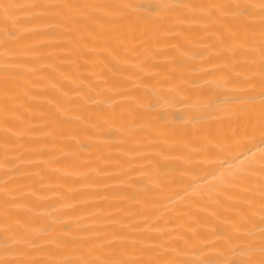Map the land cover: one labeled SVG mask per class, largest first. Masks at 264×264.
<instances>
[{"label": "bare ground", "instance_id": "1", "mask_svg": "<svg viewBox=\"0 0 264 264\" xmlns=\"http://www.w3.org/2000/svg\"><path fill=\"white\" fill-rule=\"evenodd\" d=\"M0 264H264V0H0Z\"/></svg>", "mask_w": 264, "mask_h": 264}]
</instances>
